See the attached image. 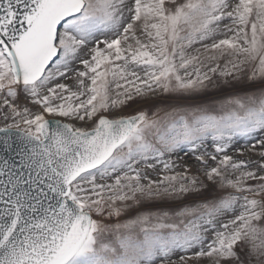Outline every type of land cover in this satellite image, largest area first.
I'll use <instances>...</instances> for the list:
<instances>
[{
    "label": "snow or ice",
    "instance_id": "6c2138e0",
    "mask_svg": "<svg viewBox=\"0 0 264 264\" xmlns=\"http://www.w3.org/2000/svg\"><path fill=\"white\" fill-rule=\"evenodd\" d=\"M0 264H264V0H0Z\"/></svg>",
    "mask_w": 264,
    "mask_h": 264
}]
</instances>
